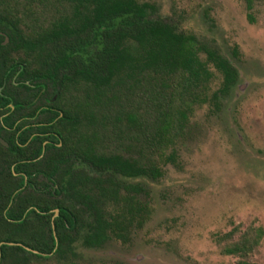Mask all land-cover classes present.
Here are the masks:
<instances>
[{"label": "trees", "instance_id": "trees-1", "mask_svg": "<svg viewBox=\"0 0 264 264\" xmlns=\"http://www.w3.org/2000/svg\"><path fill=\"white\" fill-rule=\"evenodd\" d=\"M61 1L68 5L67 13L44 25L35 20L26 30L27 25L21 23V27L22 20L14 13L15 0H0V30H7L8 44L31 55L33 64L36 63L31 65L32 77L44 76L55 87L56 97L51 106L59 115L53 112L49 117L48 136L54 142L45 146L46 175L58 186L53 189L54 194L63 191L64 196L78 204L74 209V205L59 200L43 207L31 202L20 204L15 200L19 194L13 193L21 186L22 175L29 182L33 174L27 168L0 169V179L10 182L0 189L1 264L9 254V264H29L32 257L41 258L21 245L42 253L52 251L58 263L74 264L70 257L76 238L85 247H98L111 237L124 239L129 228L146 215L145 201L137 197L140 192L146 195V191L138 183L123 182L120 178L154 179L159 176V169L137 158L105 150L103 142L112 134L128 135L135 127L139 129L141 123L150 135L145 139L147 145L163 144L172 130L174 134L181 127L189 102L196 101L206 88L211 76L208 67L221 78L210 95L213 102L216 96L225 95L237 78L235 68L215 48L165 22L148 20L150 5L146 2ZM242 1L247 18L252 21L254 4L264 0ZM92 39L98 48L82 60L80 52ZM143 82L162 91L167 89L168 97L162 103L155 99L152 114L143 111L145 117L140 121L129 104L119 101L124 94L117 87L130 90ZM120 121L121 128L115 125ZM8 143V147H0L10 156L12 146ZM167 158L173 162L172 153ZM77 159L94 168L98 175L70 171ZM12 172L18 175L17 179H12ZM10 199L20 208L17 212L7 208ZM27 207L33 220L26 218L27 213L21 219ZM54 209L57 214L50 219ZM234 233L236 228L223 235L222 253L234 256V264H255L249 255L257 243L256 236L249 229L239 232L236 238Z\"/></svg>", "mask_w": 264, "mask_h": 264}, {"label": "rangeland", "instance_id": "rangeland-1", "mask_svg": "<svg viewBox=\"0 0 264 264\" xmlns=\"http://www.w3.org/2000/svg\"><path fill=\"white\" fill-rule=\"evenodd\" d=\"M135 1L150 5L146 13L148 20L165 22L176 31L193 34L199 42L215 48L235 68L237 78L227 93L216 96L213 102L210 95L221 78L208 67L211 76L206 88L196 101L189 102L181 127L174 134L172 130L163 144L147 145L145 139L150 135L141 123L139 129L135 127L128 135L112 134L103 142L105 150L155 165L159 176L120 178L123 182L138 183L146 191V195L142 192L137 195L147 208L143 220L132 225L124 239L107 238L98 247H85L76 238L71 244L70 258L74 264H234L235 257L222 253L221 247L223 235L236 228L233 238L247 229L256 236L257 243L249 259L255 264H264V2L254 4L252 21H249L242 0ZM13 8L22 20L20 24L27 25L26 30L35 20L36 24L44 25L68 12V5L61 0H15ZM97 48L92 39L80 52L82 60ZM199 56L203 58L202 54ZM46 81L50 96L55 87ZM117 89L124 94L119 101L129 104L140 121L145 117L143 111L152 114L155 99L162 103L168 97L167 89L162 91L146 82L130 90ZM122 123L115 125L121 128ZM4 136L0 133L3 141ZM46 153L27 168L33 174L32 179L13 193L19 194L15 200L41 207L59 200L77 208L76 200L64 196L63 191L53 193L58 186L46 175L47 162L46 166L41 164ZM169 153L173 154V162L167 158ZM23 157L25 154L9 157L0 147L1 171L18 168L12 161ZM69 170L98 175L79 159ZM12 174V179L18 178ZM9 183L0 179V189ZM46 186L47 193H41ZM15 200L10 199L7 205L17 212L20 208L14 206ZM29 209L21 219L26 213V218L34 219L32 213L28 214ZM51 234L55 240L52 224ZM5 244L15 245L14 242ZM38 253L41 258L29 256V264H60L54 260L52 251ZM10 259L9 254L2 264H9Z\"/></svg>", "mask_w": 264, "mask_h": 264}, {"label": "flooded vegetation", "instance_id": "flooded-vegetation-1", "mask_svg": "<svg viewBox=\"0 0 264 264\" xmlns=\"http://www.w3.org/2000/svg\"><path fill=\"white\" fill-rule=\"evenodd\" d=\"M8 42L7 30H0V133L6 138L4 141L0 139V144L6 148L10 144L8 141L11 142L9 157L25 154V157L13 160L12 164H18V168H30L31 163L46 152L45 146L53 143L48 139L47 125L51 122L49 115L53 112L59 115V111L49 104L56 95L54 92L48 95L47 78L32 77L31 65L36 63L33 64L31 55L24 54ZM24 147H27L25 151ZM46 162V157L41 160L43 166ZM28 183L23 178L21 185ZM47 188H42L41 193H47ZM54 211L55 216L57 210Z\"/></svg>", "mask_w": 264, "mask_h": 264}, {"label": "water", "instance_id": "water-1", "mask_svg": "<svg viewBox=\"0 0 264 264\" xmlns=\"http://www.w3.org/2000/svg\"><path fill=\"white\" fill-rule=\"evenodd\" d=\"M1 244V243H0ZM7 244H10V243H7ZM24 249H26V250H28V251H31V252H33V253H37V251H35V250H31V249H29V248H27V247H23ZM39 254V253H38Z\"/></svg>", "mask_w": 264, "mask_h": 264}]
</instances>
